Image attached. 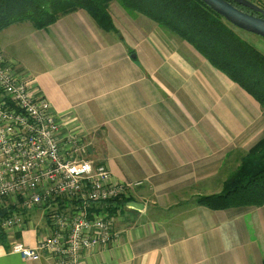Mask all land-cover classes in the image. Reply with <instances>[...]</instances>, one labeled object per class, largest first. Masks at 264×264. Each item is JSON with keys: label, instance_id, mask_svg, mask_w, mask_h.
I'll use <instances>...</instances> for the list:
<instances>
[{"label": "crops", "instance_id": "0c3cea01", "mask_svg": "<svg viewBox=\"0 0 264 264\" xmlns=\"http://www.w3.org/2000/svg\"><path fill=\"white\" fill-rule=\"evenodd\" d=\"M108 13L116 32L82 10L45 30L24 22L0 32L6 61L32 78L63 132L82 137L77 158L106 166L114 183H140L113 214L118 238L82 253L83 264H262L264 207L211 211L195 202L219 194L264 138L258 103L148 18L116 2ZM251 36L242 39L264 55ZM44 213L29 211L16 238L35 247L48 234ZM0 264L53 262L25 261L7 242Z\"/></svg>", "mask_w": 264, "mask_h": 264}, {"label": "built area", "instance_id": "2783aa9c", "mask_svg": "<svg viewBox=\"0 0 264 264\" xmlns=\"http://www.w3.org/2000/svg\"><path fill=\"white\" fill-rule=\"evenodd\" d=\"M3 56L0 50V210H7L0 232L25 261L83 264L82 253L106 250L118 238L108 203L140 183H114L106 166L77 158L85 153L80 134L63 132L32 79ZM33 209H44L48 234L30 247L16 234L24 224L20 212Z\"/></svg>", "mask_w": 264, "mask_h": 264}, {"label": "trees", "instance_id": "16d2710c", "mask_svg": "<svg viewBox=\"0 0 264 264\" xmlns=\"http://www.w3.org/2000/svg\"><path fill=\"white\" fill-rule=\"evenodd\" d=\"M225 1L259 17L231 0ZM248 1L255 4L253 0ZM113 2L128 13L148 18L192 46L212 67L251 96L264 113V55L200 0H0V32L24 22L37 30H45L60 17L77 10L84 11L100 30L116 32L108 13V6ZM255 5L262 8L258 3ZM7 104L13 108L8 99ZM123 196L108 203L105 210L108 216L112 217L120 206L127 204ZM195 202L211 211L264 207V138L241 159L219 194L199 197ZM20 213L25 218L28 212ZM6 243L5 235L0 232V244Z\"/></svg>", "mask_w": 264, "mask_h": 264}, {"label": "water", "instance_id": "95a60500", "mask_svg": "<svg viewBox=\"0 0 264 264\" xmlns=\"http://www.w3.org/2000/svg\"><path fill=\"white\" fill-rule=\"evenodd\" d=\"M200 1L234 28L255 35L264 40V10L259 6L251 3L248 0H231L236 5L247 8L259 15V17H254L238 10L225 0ZM129 205L135 210L139 211L140 209V207L134 203H129ZM6 213V209L0 210V219L4 217Z\"/></svg>", "mask_w": 264, "mask_h": 264}, {"label": "rangeland", "instance_id": "374dc122", "mask_svg": "<svg viewBox=\"0 0 264 264\" xmlns=\"http://www.w3.org/2000/svg\"><path fill=\"white\" fill-rule=\"evenodd\" d=\"M254 2H255V4L256 3H258L259 5H261L262 6V8H264V0H253ZM258 6V5H257ZM237 34L239 35V37L240 38H246L247 36H248V34L246 33V32H243V31H241V30H238L237 31ZM252 35V34H251ZM254 37H257V36H255V35H253ZM253 36H251V37H253ZM259 40H261V41H263L264 42V40L262 39V38H260V37H257ZM255 39V38H254ZM186 43V42H185ZM187 44V43H186ZM189 45V44H188ZM192 47V46H191ZM193 48V47H192ZM194 49V48H193ZM195 50V49H194ZM196 51V50H195ZM197 52V51H196ZM198 53V52H197ZM199 54V53H198ZM262 54V53H261ZM4 57V56H3ZM26 74V73H25ZM32 79V78H31ZM32 82H33V80H32ZM32 85H33V88H34V90L36 91L35 92V94L38 96V97H40L42 100H44V101H46L48 104H49V107H50V111L51 112H54V110H53V108H52V106H51V104H50V102L48 101V99L45 97V95L44 94H42L41 93V91H40V89L38 88V87H34V83H32ZM55 113V112H54ZM224 185V184H223ZM222 191V190H221Z\"/></svg>", "mask_w": 264, "mask_h": 264}, {"label": "flooded vegetation", "instance_id": "af4514ba", "mask_svg": "<svg viewBox=\"0 0 264 264\" xmlns=\"http://www.w3.org/2000/svg\"><path fill=\"white\" fill-rule=\"evenodd\" d=\"M249 11H251V10H249ZM252 12V11H251ZM252 13H254V12H252ZM254 14H256V13H254ZM258 15V14H257Z\"/></svg>", "mask_w": 264, "mask_h": 264}]
</instances>
